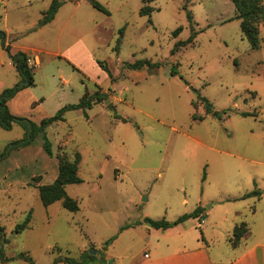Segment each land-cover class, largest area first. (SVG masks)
Wrapping results in <instances>:
<instances>
[{
	"label": "rangeland",
	"instance_id": "1",
	"mask_svg": "<svg viewBox=\"0 0 264 264\" xmlns=\"http://www.w3.org/2000/svg\"><path fill=\"white\" fill-rule=\"evenodd\" d=\"M51 2L0 0L4 46L29 55L35 82L7 101L8 111L37 123L84 93L98 91L105 98L93 100L85 112L69 110L63 121L45 128L52 155L43 150L41 135L5 151L25 136V127L16 121L9 129L0 126V156L6 152L0 157V226L8 239L3 251L13 257L0 264H31L21 252L34 264H51L56 255L80 260L93 250L95 260L82 264H112L113 256H105L122 250L114 242L119 227L146 215L173 220L193 210L203 186L206 192L211 188L202 180H248L243 168L236 177L225 173L224 163L231 172L233 164L217 150L264 160V24L253 49L230 0H63L54 18L40 24ZM142 5L151 7L150 16L139 13ZM187 11L193 41L172 54L178 40L192 35ZM140 59L157 65L127 67ZM20 81L0 42V93ZM199 95L217 111L230 108V121L206 116ZM235 102L256 108V114H230ZM193 114L205 118L193 120ZM76 151L82 181L65 190L79 209L70 211L59 200L44 205L37 185L55 179L57 153L72 158ZM258 168L256 180L264 184V165ZM26 218L27 227L16 233ZM250 219H244L249 226ZM140 248L137 242L124 251L120 264H131Z\"/></svg>",
	"mask_w": 264,
	"mask_h": 264
},
{
	"label": "crops",
	"instance_id": "2",
	"mask_svg": "<svg viewBox=\"0 0 264 264\" xmlns=\"http://www.w3.org/2000/svg\"><path fill=\"white\" fill-rule=\"evenodd\" d=\"M253 92L257 95L256 90ZM232 108L234 112L230 114L235 113L241 117L257 112L256 108H240L237 102ZM242 112L247 115H241ZM225 119L230 121L231 116L228 114ZM261 132L264 135V127ZM217 152L223 153L224 159L228 158V162L233 164L231 172L228 170L230 165L224 163L225 173L236 177L243 168L247 170L248 180H202L203 184L207 183L211 188L206 192L203 186L201 198L197 199L198 204L195 207L203 208L201 221L196 217L192 219L196 222L185 220L166 229H157L145 223L144 218L148 217L146 215L143 222L134 221L118 228L114 242H120L122 250L118 256L111 253L106 254L105 258L113 256L112 264L117 261L120 264L124 251L139 242V255L134 257L131 254V264H264V184L256 180L258 166L264 165V160L255 153L243 154L230 149ZM216 182L219 186L215 185ZM254 188L260 191L263 189L259 197H242ZM205 204L207 208H204ZM247 216L251 218L250 226L248 225L250 234L243 237L238 244L231 245L228 238L233 227L241 222L249 224L244 221ZM197 228L202 229L198 232Z\"/></svg>",
	"mask_w": 264,
	"mask_h": 264
},
{
	"label": "trees",
	"instance_id": "3",
	"mask_svg": "<svg viewBox=\"0 0 264 264\" xmlns=\"http://www.w3.org/2000/svg\"><path fill=\"white\" fill-rule=\"evenodd\" d=\"M63 0H52L50 6L48 9L44 12L43 17L40 20V24H45L50 22ZM152 0H142L143 3L149 2ZM232 4L235 7L236 14L233 18L239 20V26L242 35L245 37V39L249 42V45L251 48L256 49L260 45L259 41V30L260 26L264 24V0H230ZM92 5L94 7H97L98 9L104 10V8L98 4L97 2H92ZM105 11V10H104ZM139 13L141 15H148L150 16L151 13V7L148 5H142L140 7ZM187 20L189 21L192 29V35L186 39V40H178L172 49V54L175 53L180 47H184L191 43L193 41V36L195 35V31H193L192 26V14L190 11L186 12ZM122 29H120V32ZM181 31V27L178 26L175 28L172 32L173 36H177L179 32ZM0 42L5 48V50L8 52L12 59V63L14 64L15 68L20 74L21 81L14 85V87L11 88H5L0 93V126L5 129H9L11 127V122L16 121L19 123H22L25 127V136L21 140H16L10 144L7 149H11L13 147H23L28 145L31 141H33L37 136L41 135L42 140V148L45 151L46 154L52 155L51 151V143L47 139L45 135V128L49 125L63 121L65 112L73 109H81L83 112L87 108H89L92 105L93 100H101L105 98V94H100L98 91H95L91 94L84 93L79 101L77 103H70L62 106L59 108L53 115L42 118L39 122H33L28 119H24L22 117H17L12 115L7 108V101L12 98L17 91H19L22 88L30 87L35 84L34 82V69L29 64V55H27L25 52L18 50L14 54L10 52L9 45H5V32L0 30ZM120 42V39L118 40V43ZM118 45V44H117ZM118 47H116V50ZM100 66L105 69L109 74V69L106 66L104 62H99ZM127 67L133 70H137L142 68L143 66L147 67H153L157 65V62H150L147 59H140L136 60L133 63H126ZM171 75H176L177 70L175 68H172L170 71ZM198 100L201 102L204 108L205 114L215 116L217 118H222L224 115L227 116L230 108L223 109L221 111H217L213 108L212 103L205 97V96H198ZM228 112V113H227ZM241 115H247L246 112H242ZM224 116V117H225ZM204 115H200L196 118V116L193 114L192 118L193 120L197 119L198 121H201L204 119ZM123 121H125L124 118H122ZM6 154L4 152L0 157H3ZM57 159V175L55 179L48 184H40L37 185L38 188V194L41 202L44 205H49L54 201L59 200L62 204V206L70 211H77L79 209L78 202L76 199L70 197L65 187L68 184H77L82 181L78 174L79 170V164L81 161V154L79 152H74L72 158L68 157V154L65 152L57 153L56 154ZM261 195V191L257 188H254L253 190L243 194V198L249 197V196H256L259 197ZM203 208L201 206L195 207L191 212L183 213L182 215L178 216L172 221L166 220L165 218L160 219H152L149 217H145L144 221L149 226L153 228H161L166 229L168 227H172L174 225H177L178 223H181L189 218H194L200 216L202 213ZM29 218H26L25 221L15 226V232L19 233L28 225ZM250 234V228L246 222H241L239 224H236L233 227L232 233L230 237L228 238V241L231 245H236L239 243V241ZM8 242V239L6 238L4 228L0 226V261L3 263L4 261L9 260L13 257H7L3 251L4 245ZM18 256L27 260L29 263L34 264L33 259L21 252L18 253ZM95 260V256L89 254L88 252H83L82 256L80 257V260H77L75 258H72L70 256H59L56 255V257L53 259L51 264H58L60 262H64L67 264H82L83 261L86 262H93Z\"/></svg>",
	"mask_w": 264,
	"mask_h": 264
},
{
	"label": "water",
	"instance_id": "4",
	"mask_svg": "<svg viewBox=\"0 0 264 264\" xmlns=\"http://www.w3.org/2000/svg\"><path fill=\"white\" fill-rule=\"evenodd\" d=\"M109 106H111V105H109ZM91 254H94L95 253V250H93L92 252H90Z\"/></svg>",
	"mask_w": 264,
	"mask_h": 264
},
{
	"label": "built area",
	"instance_id": "5",
	"mask_svg": "<svg viewBox=\"0 0 264 264\" xmlns=\"http://www.w3.org/2000/svg\"><path fill=\"white\" fill-rule=\"evenodd\" d=\"M146 256H147V254H146Z\"/></svg>",
	"mask_w": 264,
	"mask_h": 264
}]
</instances>
